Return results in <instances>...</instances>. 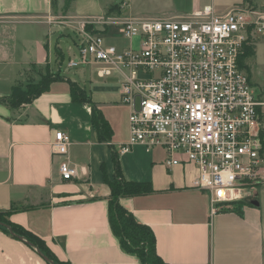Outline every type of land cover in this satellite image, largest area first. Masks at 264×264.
<instances>
[{
  "label": "crops",
  "instance_id": "crops-1",
  "mask_svg": "<svg viewBox=\"0 0 264 264\" xmlns=\"http://www.w3.org/2000/svg\"><path fill=\"white\" fill-rule=\"evenodd\" d=\"M121 4V0H0V99L41 74H60L29 104L13 109L0 102V211H11L12 223L44 240L66 264H140L122 249L109 223L111 190L105 176L109 181L115 178V150L124 179L149 183L153 189L148 195L123 198L121 204L152 230L165 264H264V183L243 191L237 202L213 206L211 193L195 187V165L168 168L162 148L148 152L134 145L120 153L130 140V108L121 96L127 72L102 77L103 64L94 63L68 68L78 59L84 23L118 20L113 23L117 30L101 31L105 42H114L115 36H122L120 23L128 20L188 18L209 6L217 15L231 10L264 12V0ZM253 46L255 56L246 62L248 76L264 96V35L256 36ZM65 67L72 78L64 75ZM73 84L84 91L85 102L74 99ZM93 108L111 126L110 142L100 141L91 122ZM58 131L71 138L68 158L79 170L72 181L60 178L62 158L52 155ZM0 264L48 263L24 241L0 230Z\"/></svg>",
  "mask_w": 264,
  "mask_h": 264
},
{
  "label": "built area",
  "instance_id": "built-area-1",
  "mask_svg": "<svg viewBox=\"0 0 264 264\" xmlns=\"http://www.w3.org/2000/svg\"><path fill=\"white\" fill-rule=\"evenodd\" d=\"M120 29L128 46L108 45L82 24L78 59L68 64H103L102 77L127 72L121 96L130 108V140L120 153L162 148L168 168L195 165V187L211 193L213 206L264 183V96L239 65L245 46L264 35V12L217 15L209 6L188 18L128 20ZM71 144L64 131L51 143L63 181L79 176Z\"/></svg>",
  "mask_w": 264,
  "mask_h": 264
},
{
  "label": "trees",
  "instance_id": "trees-1",
  "mask_svg": "<svg viewBox=\"0 0 264 264\" xmlns=\"http://www.w3.org/2000/svg\"><path fill=\"white\" fill-rule=\"evenodd\" d=\"M113 9L114 8H111L110 12ZM253 56H255V47L253 45L245 46L244 52L239 59V65L247 72L248 66L246 65V62ZM45 76L44 82L40 87L35 88V90L24 93L19 89L22 87L21 85L16 86L13 88L12 94L9 98L10 100L8 101L9 103L6 102L8 97L0 99V102L5 103L13 109L31 103L36 97L46 92L49 85L53 81L59 79L60 74H52L51 72H48ZM32 82L33 81L29 82L30 86H34V83ZM71 91L75 100L85 102V98H82L81 96L84 93L83 90L73 84ZM91 112V122L98 133L100 141L110 142L113 131L108 121L98 109L93 108ZM113 152L115 178L113 181H109L107 176H105V182L111 190L109 199V223L111 230L114 236L119 240L122 249L128 254L135 256L140 264H165L157 254L156 238L152 230L137 222L132 213L125 209L121 204V199L123 198L148 195L153 192V189L149 183L126 181L120 169L119 155L115 150ZM10 215L11 211H0V223L9 226L15 236H13L6 226L2 224H0V230L19 240L21 238L28 247L35 251H40L43 255L54 261L55 264H66L57 259L47 247L44 240L22 226L12 223L10 221Z\"/></svg>",
  "mask_w": 264,
  "mask_h": 264
},
{
  "label": "rangeland",
  "instance_id": "rangeland-1",
  "mask_svg": "<svg viewBox=\"0 0 264 264\" xmlns=\"http://www.w3.org/2000/svg\"><path fill=\"white\" fill-rule=\"evenodd\" d=\"M58 21H60V22H63L64 20L63 19H58ZM108 20H105V22L103 23V25H101V24H90V23H84V25H85V29H86V31H87V33H89V35H93V36H100V35H102V33H101V31L105 28V30H104V33L105 32H107V30H109V29H111L114 25H113V23H117L118 22V20L117 21H115V22H109ZM114 27H116V28H118V26L116 25V26H114ZM114 27H113V29H114ZM120 28V27H119ZM114 30H117V29H114ZM115 34H118V33H116L115 32ZM115 36V35H114ZM122 36H115V41L114 42H109L108 40L109 39H106V42L107 43H109L108 45H116V46H120L121 47V45L122 46H128V40H126V39H124L123 37L121 38ZM112 38V37H111ZM65 48V47H64ZM66 63H67V61H66ZM65 66H66V64H65ZM63 72H64V75L65 76H67V77H70V78H72L73 76H72V72L71 71H69L66 67L65 68H63ZM45 75H43V74H41L40 76H38L32 83H34L33 85L34 86H30L29 85V83H27V84H22L21 86L22 87H20L19 89H20V91H22V92H24V93H28L29 91H32V90H35V88H37V87H40L41 86V84L44 82V80H45ZM253 85H254V83H253ZM256 85V84H255ZM253 88H254V86H253ZM254 90H255V88H254ZM11 96V95H10ZM10 96L6 99V102L7 103H9L8 101L10 100L9 98H10ZM0 224H3V223H0ZM5 225V224H4Z\"/></svg>",
  "mask_w": 264,
  "mask_h": 264
},
{
  "label": "water",
  "instance_id": "water-1",
  "mask_svg": "<svg viewBox=\"0 0 264 264\" xmlns=\"http://www.w3.org/2000/svg\"><path fill=\"white\" fill-rule=\"evenodd\" d=\"M2 225H4V224H2ZM4 226H6V228L10 231V233H11L13 236H15V234L13 233L12 229H11L9 226H7V225H4ZM20 240H22V239L20 238ZM37 253H38V255H39L41 258H43L44 261H46L47 263H49V264H55L54 261L50 260L48 257H46L45 255H43L40 251L37 250Z\"/></svg>",
  "mask_w": 264,
  "mask_h": 264
}]
</instances>
